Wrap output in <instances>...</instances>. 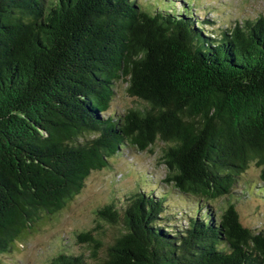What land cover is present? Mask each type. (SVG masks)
<instances>
[{
    "label": "trees",
    "instance_id": "1",
    "mask_svg": "<svg viewBox=\"0 0 264 264\" xmlns=\"http://www.w3.org/2000/svg\"><path fill=\"white\" fill-rule=\"evenodd\" d=\"M198 6L0 0V254L125 147L160 141L168 189L139 185L98 209L122 230L100 255L91 231L76 236L91 264H264V226L212 205L234 201L251 163L264 202V16L217 25ZM120 81L138 102L122 114L109 111ZM49 264L88 263L61 253Z\"/></svg>",
    "mask_w": 264,
    "mask_h": 264
},
{
    "label": "rangeland",
    "instance_id": "2",
    "mask_svg": "<svg viewBox=\"0 0 264 264\" xmlns=\"http://www.w3.org/2000/svg\"><path fill=\"white\" fill-rule=\"evenodd\" d=\"M147 3L148 0H143ZM200 12H206L217 25L233 23L236 20L255 19L264 16V0H198ZM205 9L206 11H203ZM199 12V11H198ZM126 83L120 81L110 110L122 114L137 106L138 102L125 91ZM165 145L157 141L146 151L125 147L110 159L109 166L101 171H94L84 181L83 188L54 216L45 218L32 231L15 243L8 253L0 254V264H49L59 254L84 255V260L91 264L90 248L80 243L77 235L85 231L101 242L100 255L112 238L122 230V226L105 222L97 210L104 205L122 207L127 198L140 188L146 190L158 188L166 191L168 186L162 183L165 167L160 163L161 150ZM259 169L251 163L239 177L231 197L219 198L212 203L214 209H223L227 203H233L240 223L245 227L264 226V202L257 196L260 187ZM147 182L148 185H142ZM173 193V192H172ZM175 200L173 209L181 208L183 202ZM233 201V202H232ZM182 208H185L183 206Z\"/></svg>",
    "mask_w": 264,
    "mask_h": 264
}]
</instances>
